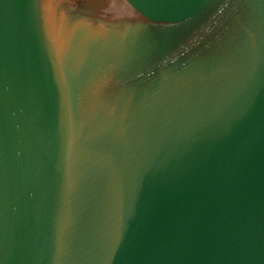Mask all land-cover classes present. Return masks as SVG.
I'll use <instances>...</instances> for the list:
<instances>
[{"label": "water", "instance_id": "1", "mask_svg": "<svg viewBox=\"0 0 264 264\" xmlns=\"http://www.w3.org/2000/svg\"><path fill=\"white\" fill-rule=\"evenodd\" d=\"M0 264H264V0H0Z\"/></svg>", "mask_w": 264, "mask_h": 264}]
</instances>
